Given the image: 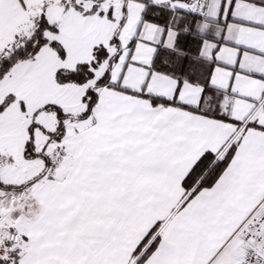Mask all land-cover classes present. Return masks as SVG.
I'll return each instance as SVG.
<instances>
[{"label": "snow or ice", "instance_id": "snow-or-ice-1", "mask_svg": "<svg viewBox=\"0 0 264 264\" xmlns=\"http://www.w3.org/2000/svg\"><path fill=\"white\" fill-rule=\"evenodd\" d=\"M0 264H264V0H0Z\"/></svg>", "mask_w": 264, "mask_h": 264}]
</instances>
